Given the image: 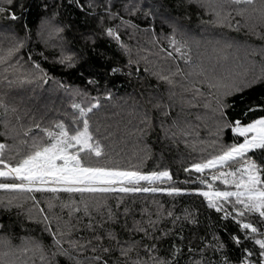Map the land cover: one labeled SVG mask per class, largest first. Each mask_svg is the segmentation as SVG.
Wrapping results in <instances>:
<instances>
[{
	"label": "snow or ice",
	"instance_id": "6c2138e0",
	"mask_svg": "<svg viewBox=\"0 0 264 264\" xmlns=\"http://www.w3.org/2000/svg\"><path fill=\"white\" fill-rule=\"evenodd\" d=\"M178 6L197 15L209 14L208 24L230 28L235 11L253 35L264 38L260 31L264 0L259 4L257 0H181ZM70 8L83 17L85 25L78 32L83 41L79 49L69 47L67 39L77 27L68 20ZM34 12L38 18L35 35L49 51L39 52L38 58L29 51L26 63L30 67L25 68L20 54L32 41L27 17ZM140 13L153 21L157 15L152 5L145 7L141 0H0V18L20 23L19 32L8 31V45L0 46V65L5 72L14 71L13 79L2 78L9 87L46 83L49 73L39 60L48 61L50 56L54 64L78 72L84 81L83 87H75L52 77L68 101L62 119H49L34 107H20L15 98L11 102L0 99V136L4 137L0 141V191L5 193L0 196V207L22 209L24 201L30 200L25 218L36 226L27 227L23 220H0V264H264V114L251 118L257 111L264 113V99L253 103L245 95L256 89L264 94V46L258 71L221 75L195 63L189 40L177 38L182 29L170 25L172 33L164 37L168 47L152 53L157 61H150L141 55L148 49L138 48L133 54L124 39L128 35L131 40L141 31L134 19ZM149 29L152 42L158 45L152 24L143 31ZM105 42L107 49L101 51ZM217 51L223 53V48ZM91 54H98L103 65L94 64ZM181 60L187 71L181 68ZM117 75L139 82L134 94L122 99L125 104L131 100L128 110L141 144L155 133L162 148L165 142L180 140L187 145L189 110L201 104L208 110L203 118L211 121L212 139L207 146L213 151L183 169L194 178L182 183L192 186H176L166 167L144 171L110 163L105 137L98 125L94 128L92 118L113 100L109 84ZM148 77H155V83ZM237 108L239 112L233 115ZM226 132L232 134L230 142L223 140ZM143 150L147 158L148 145ZM37 192L51 194L47 211L40 206ZM61 192L80 196V200L59 202L62 212L68 209L67 219L54 210ZM137 193L202 197L206 208L218 215V222L204 229L200 209L194 207L177 213L174 205L165 209L157 202L153 212L123 204L125 196ZM111 194L117 196L115 209L107 203ZM84 232L88 235L78 234Z\"/></svg>",
	"mask_w": 264,
	"mask_h": 264
},
{
	"label": "trees",
	"instance_id": "16d2710c",
	"mask_svg": "<svg viewBox=\"0 0 264 264\" xmlns=\"http://www.w3.org/2000/svg\"><path fill=\"white\" fill-rule=\"evenodd\" d=\"M141 3L147 7L152 5L153 10L157 13L155 20L151 17L145 18L142 13L138 14L135 22L140 25L141 31L135 33L133 39L129 40L128 35L124 36L126 42H128L133 49V54L136 53L138 48L148 49V52H141V55L148 56L150 61H157V57L153 56L152 53L158 52L160 47L167 48V40L165 36L171 35L172 27L175 25L182 29V33H177V38H187L192 47V56L195 63L203 65L205 68L211 69L217 74L227 75L228 73L244 74L245 70L249 74L252 71L259 70V64L262 60L260 55V49L264 46V38L253 35L249 28L245 26L244 18L237 14L235 11L231 13V23L233 27L227 25L218 26L208 24L206 21L211 19L209 14L201 13L196 14V11L186 7L178 6L181 4V0H141ZM259 4V0H257ZM68 20L74 21L77 25L72 32L68 33L67 39L71 42L69 47L79 49L83 47V41L79 39L78 32L85 30L83 23V17L80 16L74 9L68 10ZM29 27L33 28L32 41L25 47L21 52L20 63L25 68L30 67L27 64V56L29 51L32 52L33 58H38V54L44 51L48 54L47 49L43 47L40 41L35 35V24L38 23V18L35 12L27 17ZM240 21L239 26H236V22ZM149 24L154 27L155 35L159 38V44L152 42L151 29L149 31H143L147 29ZM19 32L20 23L13 24L10 20H4L0 18V46L6 47L9 43V37L7 33L9 30ZM264 32V28L260 29ZM73 36H76L73 41ZM231 43L232 47L227 48L225 44ZM114 47V45H113ZM223 48V53L217 51V49ZM107 43L105 42L104 48L101 51H106ZM170 50V49H169ZM255 50V52H253ZM107 54V53H106ZM89 53L86 51L85 56ZM122 61L123 57L120 58ZM91 60L94 64L100 66L103 65V61L99 58L98 54H91ZM42 67H44L49 73V79L47 82L41 81L39 84H24V85H12L8 86L6 81L2 79L7 77L9 80L13 79L14 71H4V66L0 65V99H4L6 102L13 101L20 105V107H34L38 111L44 112L49 119L52 118H64L63 113L67 108L68 101L65 93L57 87L53 82L52 77L56 80L66 82L69 85L75 87H83L84 81L78 76V72L64 69L58 64L52 62L51 56L48 61L42 59L39 60ZM182 69L187 71L183 61H179ZM144 64L141 63V75L143 73ZM199 79L198 76L194 77ZM153 83H155V77H148ZM111 84L109 87L114 93V98L104 104V106L95 113L93 116L94 128L99 126L100 135L105 137L104 143L106 150L111 157L110 163L120 167H138L144 171L161 170L162 168H168L173 176V180L176 181V186L185 187L192 185H184L182 181L191 177L189 173H185L183 169L193 161L199 160L203 156L213 151V148L208 147L207 144L210 142L212 137L210 136L211 121L203 118L208 112L204 109L202 104L199 108L190 109L188 112V119L190 121V135L187 137L188 144L186 145L183 140L178 141L176 144L165 142V146L162 148L161 143L156 140L155 133L150 134L143 138V144L139 143L133 128L136 121L132 118L129 113V106L131 100L125 101L122 99L125 96L134 94V89L139 87V82L135 77L131 81L126 76L117 75L111 78ZM103 83V81H102ZM201 87V85H197ZM204 90L207 91L206 86ZM3 93H7L4 96ZM246 96L251 97L253 103L264 99V94L261 93L260 89L245 93ZM176 111H179L177 109ZM2 112V109H0ZM239 112V108L233 111V115ZM257 111L252 114L251 118H255L256 115H260ZM200 115V120L196 119V116ZM207 125V126H206ZM232 134L226 132L223 140L224 142H230ZM4 137L0 136V141H3ZM11 143V141H8ZM201 142H204L203 144ZM148 145V155L144 158L143 145ZM201 148H206V151L202 152ZM104 161H101L103 163ZM165 186V185H161ZM5 195L0 191V196ZM37 199L40 201V206L45 207L47 211L46 201L51 200L50 193H35ZM80 200L79 194H75L69 197L67 193L61 192L59 194V200L55 201V212L61 214L67 219L68 209L65 208L63 212L59 207L60 201L67 200ZM99 199V198H97ZM202 197H198L193 194H180L178 196H169L167 193H137L128 194L124 197L123 204L135 206L137 208L147 207L151 211L156 210L157 202L164 205L165 209L170 206H175L177 213L182 212L185 207H194L200 209L199 218L203 222L204 229L211 223L215 227L218 222V215L213 211L206 208L202 203ZM117 196L111 194L107 197V203L113 209L116 207ZM31 201H24L23 208L18 209L12 207L10 211H5L3 207H0V220L10 222L9 218L14 221H24L27 227H36L35 225L29 224L26 220V210L30 208ZM123 204L121 206H123ZM35 212V210H32ZM20 213V215H18ZM75 215V213H74ZM82 215V213H81ZM95 215V213H94ZM210 218V219H209ZM75 222V221H74ZM168 226H171L170 224ZM185 232H188L186 226ZM23 233L17 232L16 235ZM88 235V233H78ZM203 234V230L201 231ZM13 242L17 243L16 236H13ZM25 259V257H21Z\"/></svg>",
	"mask_w": 264,
	"mask_h": 264
}]
</instances>
